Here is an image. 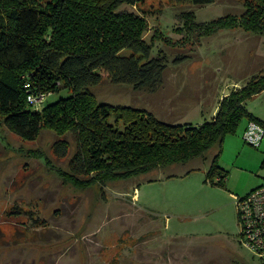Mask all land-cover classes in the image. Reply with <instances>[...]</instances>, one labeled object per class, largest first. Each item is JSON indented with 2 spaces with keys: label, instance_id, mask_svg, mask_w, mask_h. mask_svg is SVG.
Returning <instances> with one entry per match:
<instances>
[{
  "label": "rangeland",
  "instance_id": "obj_1",
  "mask_svg": "<svg viewBox=\"0 0 264 264\" xmlns=\"http://www.w3.org/2000/svg\"><path fill=\"white\" fill-rule=\"evenodd\" d=\"M123 8L147 16V41L159 28L175 42L184 37L176 31L184 25L183 11L208 22L246 10L244 0L204 6L146 0ZM155 44L172 59L162 86L137 91L106 79L93 88L99 102L146 109L168 123L201 124L212 120L224 96L264 70V36L241 27L181 46ZM181 53L190 57L176 62ZM66 94L48 95L43 103ZM247 106L264 118V91ZM248 122L244 118L225 138L220 165L228 171L226 186L207 180L214 147L207 158L109 182L102 191L99 185L78 188L61 174L76 149L71 134L70 153L59 157L54 130L27 140L0 114V264H258L260 257L241 243L237 206L238 196L264 184V137L258 145L247 142Z\"/></svg>",
  "mask_w": 264,
  "mask_h": 264
},
{
  "label": "trees",
  "instance_id": "obj_2",
  "mask_svg": "<svg viewBox=\"0 0 264 264\" xmlns=\"http://www.w3.org/2000/svg\"><path fill=\"white\" fill-rule=\"evenodd\" d=\"M145 1L0 0L3 121L27 140H36L44 129L54 130L59 136L54 144L59 157L70 153L67 136L71 134L76 149L69 169L60 172L78 188L99 185L104 191L109 182L207 158L214 147L218 152L207 180L226 186L228 171L220 165L225 138L237 133L244 118L264 127V118L247 106L248 100L264 91V70L224 96L212 120L201 124L168 123L146 109L99 102L93 88L110 79L137 91L159 89L172 62L165 49L156 48L159 40L181 46L189 39L237 27L264 36V0H244L246 10L241 16L228 14L208 22L197 21L194 10L183 11L179 18L184 25L176 31L184 37L176 42L159 28L147 41V16L123 8ZM214 1L166 3L204 6ZM188 57L181 53L175 61ZM62 90L67 94L43 103L46 96ZM258 264H264V259Z\"/></svg>",
  "mask_w": 264,
  "mask_h": 264
},
{
  "label": "built area",
  "instance_id": "obj_3",
  "mask_svg": "<svg viewBox=\"0 0 264 264\" xmlns=\"http://www.w3.org/2000/svg\"><path fill=\"white\" fill-rule=\"evenodd\" d=\"M244 137L247 142L258 145L264 137V127L249 121ZM237 198L241 243L264 259V184Z\"/></svg>",
  "mask_w": 264,
  "mask_h": 264
},
{
  "label": "crops",
  "instance_id": "obj_4",
  "mask_svg": "<svg viewBox=\"0 0 264 264\" xmlns=\"http://www.w3.org/2000/svg\"><path fill=\"white\" fill-rule=\"evenodd\" d=\"M253 112V111H252Z\"/></svg>",
  "mask_w": 264,
  "mask_h": 264
}]
</instances>
